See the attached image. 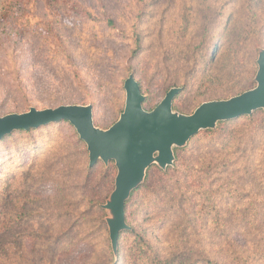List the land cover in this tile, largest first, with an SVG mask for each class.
I'll return each instance as SVG.
<instances>
[{
    "label": "rangeland",
    "instance_id": "rangeland-1",
    "mask_svg": "<svg viewBox=\"0 0 264 264\" xmlns=\"http://www.w3.org/2000/svg\"><path fill=\"white\" fill-rule=\"evenodd\" d=\"M262 49L264 0H0V117L90 105L93 125L106 130L124 107L130 74L149 100L146 110L179 87L173 113L188 115L200 104L252 88ZM260 118L262 112L202 132L182 153L173 176L187 178L183 192L211 185L207 190L216 198L210 209L203 190L186 193V208L202 206L197 237L179 236L178 223L162 224L169 212H162L157 197L139 199L134 222L145 242L162 251L156 263L187 247L195 264H205V253L220 264H264ZM102 163L94 175L85 174V148L67 124L16 133L0 144V211L3 193L11 198L0 264H96L106 233L96 226L104 214L94 203L107 199L115 174L109 163L104 176ZM74 226L82 229H73L72 240L52 245ZM225 226L219 239L208 232ZM203 230L208 234L201 237ZM124 242L132 246L135 237Z\"/></svg>",
    "mask_w": 264,
    "mask_h": 264
},
{
    "label": "water",
    "instance_id": "water-1",
    "mask_svg": "<svg viewBox=\"0 0 264 264\" xmlns=\"http://www.w3.org/2000/svg\"><path fill=\"white\" fill-rule=\"evenodd\" d=\"M256 63L255 88L226 100L203 103L189 116L172 112V100L179 92L175 88L170 89L152 111H145L142 107L145 98L129 75L123 84V112L106 130L93 125L90 105H63L44 110L30 108L26 113L0 117V139L15 130L66 121L86 145L90 167L98 161L104 164L113 161L117 169L115 188L103 209L112 215L107 225L115 251L119 232L128 229L125 201L151 165L156 164L161 169L170 166L172 148L185 146L201 130L213 129L218 122L248 116L256 110L264 111V51L259 53Z\"/></svg>",
    "mask_w": 264,
    "mask_h": 264
},
{
    "label": "trees",
    "instance_id": "trees-1",
    "mask_svg": "<svg viewBox=\"0 0 264 264\" xmlns=\"http://www.w3.org/2000/svg\"><path fill=\"white\" fill-rule=\"evenodd\" d=\"M262 51H264V49L259 50L257 52V58H258L259 53ZM256 62H257V59H256ZM256 66H257V63H256ZM257 69H258V67H257ZM256 73H257V71H256ZM130 75L133 76V74H130ZM255 77H256V74H255ZM255 77H254V81H255ZM133 78L135 80L134 76H133ZM135 81L139 85L141 94L143 95L140 83L137 80H135ZM255 87H256V82L252 88H250L246 91H249ZM170 89H173V88H170ZM175 89H179V92H178V94H176V96L172 100V103H171L172 112H175L173 109L174 102L182 92V88L178 87ZM246 91H244V92H246ZM242 93H240V94H242ZM148 102H149L148 98L147 99L145 98L143 103H142V107L145 111L149 112V111H152L156 106L150 110H146L145 107L147 106ZM122 112H123V109H122L121 113ZM258 112H262L264 114L263 110H261V109L256 110L248 116H242V117H239L237 119L230 120V121L218 122V123H216V125L213 129H207V130L199 131L194 137H192L191 139L188 140V142L186 143L185 146H183L181 148H177V147L172 148L173 162L170 166H167L164 169H161L156 164L151 165L145 171L144 178H143L142 182L138 185V187L136 189H134L130 192L128 199L125 201L124 215H125V224L127 225L128 229L119 232L115 251H113V249H112L111 241L109 238V229H108V225H107V220L109 218V216H107L108 211L103 209V206L107 203V201L109 200V198H110V196H111V194L115 188V178L117 175V169H116L115 163L113 161H110L107 164H104L101 161H98L94 166L90 167L89 166L88 151H87L86 145L84 144L83 141H81L79 139V136L76 133L75 129L66 121H59V122L51 123V124H48L45 126H40L38 128H30L28 130L19 129V130L12 131L10 134H7L0 139V144H2L6 139H9L10 137H12L16 133H28V132H32V131H37L40 129H44L45 127H48L50 125H58V124L69 125L70 128L74 131V134H75L78 142L80 144H82L83 147L85 148L86 159H87V164H86V167L84 170L85 174L94 175L95 174L94 169L96 168V166L100 162L103 164V166H105V168L103 170L104 176H107L109 173L110 168L107 167L109 163L112 164L113 169L115 170V174H114L113 182H112L113 183L112 189H111L110 193L108 194L107 199L104 200V202H102V203H98V202L94 203V206L96 207L97 211L100 212L101 215L104 214V217L102 219L99 218V220L96 223V226L104 229V232L106 233V246H104V250L101 253V255H103V256L99 257V260L96 262V264H126V261L129 257V255H131V254H132L131 255V261H129L130 264H138V261H139V264H195L196 260H193V258L191 257L192 249L187 248V247L181 248V249L177 250V252H174L172 254L169 253L168 255H166L163 258L164 260H161L159 263L155 262L154 259H158L159 257H162V251L158 248H152L150 243L145 242L144 237L137 232L138 228L136 227L135 222H134L135 211L138 207V206H136L137 202L139 201V199L142 196L157 197L159 199V202L161 200V205L164 207L162 212H164V214L166 212H169L168 214H165L166 217L163 216V218L161 220L162 224L168 223L169 225H171V224L174 225V224L178 223V226L181 225V227H182V230H180L179 236H183V237L195 236V237H197V235L201 231V229L198 227V229L195 230V228H196L195 221L199 215V212H200L202 206H199L200 210H198L199 208L195 207L196 202H193V204L191 206H188L186 208V205H185L186 200L185 199L187 198V195H186L187 192L191 191L195 195L203 194L202 193L203 189H200L198 187L199 189H197V190H189V189L186 190L185 189V191L183 192V188L187 185V178L182 176V175L173 176L174 174H178L179 167L181 166L180 162H181L182 153L187 149L189 144L200 133H202V132L210 133V134L214 133V131L217 129V127H220V126L224 127V125L226 123H232V122H234L240 118L250 117V116H252ZM177 114L189 116L192 113L185 115V114L177 112ZM257 125H259V126L264 125V118H260L258 120ZM156 179H159V181H161V182L156 183ZM169 181H171L172 183H170ZM25 183L28 184V181L26 180ZM25 183H24V185H25ZM199 184H200V182H199ZM210 186L211 185H209L208 187L210 188ZM208 187H207V189H208ZM24 188H25V190H27V186ZM28 189H29V187H28ZM207 189L203 190L204 194H205L204 200H205V203L208 205V207L210 209H213V207L216 206V200H215L216 198L214 197V191L209 192ZM174 190L176 191V193H174L171 197H168L169 196L168 194ZM8 193H9L8 191H5V193H3V205L4 206L2 207L3 209L0 211V234L1 233H8V229H9L8 228L9 224L7 225V223H8V217L7 216L8 215H7V211L5 210V207L8 204L7 200L10 198ZM217 199L219 201L217 203H220L222 201V198L221 199L217 198ZM9 200H8V202H9ZM26 202H32V201L27 200ZM196 212H198L197 216H196ZM221 218L222 217L219 214L216 217V219H220V220H221ZM222 220L224 222L223 225H225L226 219L223 218ZM189 226H191V227H190V230L187 232V228ZM226 228L227 227L225 226L220 230H209L208 232L214 235L213 238L219 239V238H221V236L223 234H227ZM73 229L81 230L82 228L80 226H77V227L74 226L72 228H68V229L64 230L60 234V236L52 242L53 243L52 245L55 246V244L57 243V241L59 239L61 240V239H65L68 237L70 240H72L74 237V234L72 232ZM208 232L206 230H203L200 233L201 237L207 235ZM89 234L91 235V233H89ZM89 234H85V236H90ZM132 235L135 237L136 242L132 246H129V244L126 245L124 242L125 238L128 236H132ZM134 248H138L137 250H139V252L135 253V255L133 254ZM153 249H155V250H153ZM205 254H202V257L200 258V260L204 261L205 264H220V262L218 260L211 259L210 256H208V255L204 256Z\"/></svg>",
    "mask_w": 264,
    "mask_h": 264
}]
</instances>
